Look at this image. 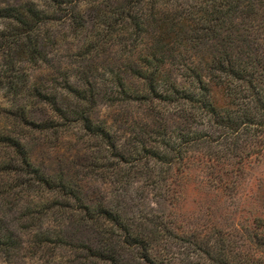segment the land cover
Masks as SVG:
<instances>
[{"label":"trees","instance_id":"1","mask_svg":"<svg viewBox=\"0 0 264 264\" xmlns=\"http://www.w3.org/2000/svg\"><path fill=\"white\" fill-rule=\"evenodd\" d=\"M52 1L68 5L70 20L81 18L83 0ZM113 6L109 32L119 25L133 41H147L142 57L124 63L129 77L116 73L115 90L107 93L98 77L95 85L89 74L81 81L68 76L74 103L50 98L48 122L28 121L23 110L16 116L39 131L61 120L67 131L60 140L81 132L85 151L78 167L115 186V200L87 201L70 171L43 170L33 163L25 137L0 131V174L39 194L36 208L27 210L33 221L42 227L54 215L70 224L64 231L42 230L35 252L69 242L66 234L77 225L88 234L73 246L83 264H264L261 217L236 223L224 213L217 222L207 214L208 205L198 223L180 209L191 177L215 193L236 194L247 161L264 155V0H121ZM8 14L24 36L5 39L7 46L37 59L41 49L32 31L38 16L25 10ZM97 16L112 17L104 11ZM194 50L203 55H183ZM103 95L136 105L137 111L126 112L135 119L123 120L118 129L101 120L97 104ZM95 99L96 118L84 106ZM16 245L0 220V250Z\"/></svg>","mask_w":264,"mask_h":264},{"label":"rangeland","instance_id":"2","mask_svg":"<svg viewBox=\"0 0 264 264\" xmlns=\"http://www.w3.org/2000/svg\"><path fill=\"white\" fill-rule=\"evenodd\" d=\"M87 1L80 2L81 18L72 21L67 16L66 4L59 7L53 5L55 3L52 0H0V131L7 130L25 137L35 165L54 175L61 170L70 171L80 195L96 203L100 199L114 201L116 187L95 174H86L84 169L78 167L82 163L80 156L85 151L84 144L78 142L81 141L82 133L75 131L73 135L71 132L68 134L72 137L66 136L60 140L61 135L67 131L61 125V120L56 121V127L39 131L27 128L16 116L17 110H23L28 121L48 122L52 116L51 104L48 102L50 98L56 97L58 103L75 102L66 90L65 79L68 76L72 81H81L89 74L95 85L98 77L100 90L108 93L109 90H115L116 73L129 77L124 64L128 57H142L147 44L145 37L133 41L130 33L119 25L114 27L113 33L109 32V22L116 17L112 16L115 11L113 4L121 0ZM16 10H25L26 13L38 16L32 31V41L41 49L37 59L29 58L17 49H10L6 44L9 41L5 39L11 41L17 34L22 35L21 38L24 36L15 16H5L6 13L15 14ZM100 11L112 17L101 19L97 16ZM84 21L87 24L85 26L82 25ZM115 30L117 32L114 33ZM183 55L201 57L203 54H197L194 50ZM127 81L133 83V86L138 85L137 80ZM124 101H112L103 95L97 104L99 118L107 120L117 129L122 127L123 120L135 119V113L130 119L126 117V112L137 111V106L130 107ZM85 105L89 106L96 118V99ZM245 173L236 194L215 193L209 190L207 184L199 183L198 179L196 182L191 177L185 184L180 209L185 215H192L198 223L203 220L197 217H205L206 206L210 205L207 214L211 220L221 221L223 219L220 214L226 213L231 217L229 220L236 223H246L245 219L261 217L260 222L264 225V155L259 159L248 160ZM0 191L6 193L0 198L1 225L17 243L7 252L0 250V264H83L81 254L75 253L73 246L85 239L87 231L74 225L66 234L69 242L61 246L51 243L35 252V236L42 230L64 231L70 224L61 216L54 215L44 218L42 227L36 224L27 210L36 208L39 194L16 187L12 176L0 174ZM218 204L228 210L216 212L214 205ZM199 209L203 211L200 213Z\"/></svg>","mask_w":264,"mask_h":264}]
</instances>
